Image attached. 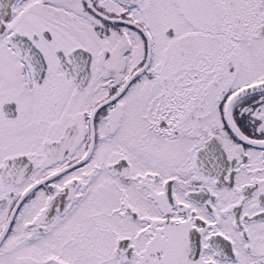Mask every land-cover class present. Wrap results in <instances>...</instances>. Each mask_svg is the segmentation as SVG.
Masks as SVG:
<instances>
[{"label":"snow or ice","instance_id":"snow-or-ice-1","mask_svg":"<svg viewBox=\"0 0 264 264\" xmlns=\"http://www.w3.org/2000/svg\"><path fill=\"white\" fill-rule=\"evenodd\" d=\"M0 264H264V0H0Z\"/></svg>","mask_w":264,"mask_h":264}]
</instances>
